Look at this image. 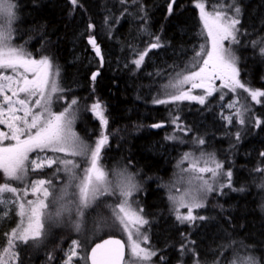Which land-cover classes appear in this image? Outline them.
Instances as JSON below:
<instances>
[{"label":"trees","instance_id":"16d2710c","mask_svg":"<svg viewBox=\"0 0 264 264\" xmlns=\"http://www.w3.org/2000/svg\"><path fill=\"white\" fill-rule=\"evenodd\" d=\"M207 2L214 0H77L75 5L72 0H14V43L31 58L49 59L57 88L51 107L74 112V130L87 146L86 156L102 134L108 136L99 166L107 175L126 170L134 178L155 260L160 264H239V254L251 257L254 264H264V96L257 104L245 107L247 126L235 127L234 135L226 137L216 98L203 105L155 103L175 93L166 86L176 77L183 78L200 64L197 51L205 39L196 5ZM220 4L229 10L239 8L233 48L239 79L251 91L264 92V0H222ZM89 37L96 39L100 56L88 43ZM156 37L163 46L149 51ZM145 52L137 69L133 61ZM97 72L93 81L92 74ZM74 99L77 103L72 105ZM97 102L105 110L108 123L104 127L91 113ZM177 117L182 125L177 134L179 144L183 141L180 137L191 140V147L203 139L200 148L207 152L220 141L222 147L212 152L223 172H231L227 188L210 195L198 212V217L205 219L193 224L178 220L169 202L170 183L179 171L174 153L167 156L155 150L162 131ZM155 124L163 126L152 130ZM52 156L60 159L58 154ZM86 158L80 161L83 169ZM58 172L56 162L29 171L26 181L45 179L54 184ZM3 185L16 186L6 182L0 170V187ZM116 199L98 196L97 207L108 214L104 211L108 204L113 219ZM94 211L90 222L96 216ZM1 215L0 210V258L19 226L14 208L5 218ZM90 225L93 231L97 226L101 231L89 244L84 235L86 228L80 233L60 228L46 243L41 238H17L11 245L12 261L7 264H62L74 240L79 254L84 255L103 238H121L114 228L102 230L103 223ZM78 256L73 264H81L82 256Z\"/></svg>","mask_w":264,"mask_h":264},{"label":"snow or ice","instance_id":"6c2138e0","mask_svg":"<svg viewBox=\"0 0 264 264\" xmlns=\"http://www.w3.org/2000/svg\"><path fill=\"white\" fill-rule=\"evenodd\" d=\"M77 0H72L75 5ZM197 7L201 12V19L204 21L205 27L208 29V34L212 38V50L207 53V59L203 60V67L199 71L193 72L191 75L183 76V79H177L174 84L168 85L176 90L175 93L169 94L167 99H157V104H168L174 101H196L199 104H205L206 96H212L215 89L212 86V81L219 79L222 81V87L228 88L229 91L235 92L237 89H243L245 92H249L252 99L255 101L258 97L264 96V92L251 91L245 84L239 79V68L237 67V57L230 50L223 46V41L229 40L232 43L237 42V25L240 23L238 19L239 8L235 11L237 16H229L227 13L218 11L215 14H211L205 11L204 4H197ZM16 4L13 0H0V19H7L6 26H0V68L12 69L15 76L12 75H0V95L3 96L4 104L7 105L8 118L4 119L5 110L0 108V124H6L10 136L4 133H0V140L12 139L15 144L11 147H0V168H3L4 172L11 177L18 180H23L25 175V169L29 162V153L36 151L41 152L48 149L52 152H64L70 155H84L87 151V146L76 136L72 131V123L74 119V112L66 109L64 112L54 115L48 108L51 102V93H45L44 87L46 84V78L48 76L49 69L51 67L48 58L41 60L32 59L23 50L13 48L9 46L8 41L11 38V23L16 19ZM172 11V5H169V12ZM89 29L93 28L92 24H89ZM88 43L92 46L97 56L101 55L99 46L96 43L94 37H89ZM160 38L156 37V42L149 45V51L152 49H158L162 47ZM147 52L140 54L138 59H135L133 63L136 68L141 67L142 62L145 59ZM199 55V54H198ZM19 69H23L24 72H20ZM36 70L40 71V76L37 79H29L24 73ZM99 73H93L91 79L96 80ZM199 79L200 83L194 81ZM207 81V83H205ZM192 82V88H203L205 95H192L190 91H184L182 86L186 83ZM57 88L53 84L51 91H56ZM10 92L11 95H6L5 92ZM39 94L41 99L35 101L36 106L44 108L47 113L46 118L42 121L41 114H34L32 107L29 105L28 99L25 97H32ZM24 94V96H21ZM223 99V97H221ZM72 105H75L77 101L72 100ZM235 105V101L229 104L228 107L232 108ZM23 112V116H19L16 113ZM92 112L100 120L101 126L107 125L108 121L104 116L102 106L100 103L92 105ZM31 116L29 122L28 117ZM244 112L237 109V117L241 124L244 123ZM179 118L174 119L173 123H176ZM231 122V117H225ZM22 125V126H21ZM261 121H256V126L259 127ZM152 127H162L161 124L152 125ZM178 128H182V125L177 124ZM32 129H36L35 133H32ZM187 132V129H184ZM22 137H26L23 138ZM239 138V134H237ZM108 143V136L103 135L97 142L95 150L91 153V167L87 170V174L80 186V202L82 204L91 203L96 200L97 196L103 192L104 194H114L112 192L113 183L115 187L119 188L120 195L125 197V200L120 204L119 211L123 213L122 222L127 220L130 224H146L147 221L137 215L135 212L128 208L127 197L137 190V184L133 177L128 174L126 170L118 171L114 173V179L109 180L106 172L99 166L102 147ZM200 144L204 143V140L199 141ZM264 155V153H262ZM62 163L65 165V170L70 172L68 165H73L71 160L57 161L54 158L39 157L31 160L30 163L33 169H41L45 166L51 167L53 163ZM213 163L215 167H197L193 166V170L203 172H211L215 177L217 175V169L222 166L219 162H216L214 157H209V161L206 163ZM231 177V172L228 173ZM49 182L45 179H37L31 186L33 194L40 193L42 198H38L36 201L29 202V208L25 209L24 205H21V214L28 216L27 227L24 228L19 234V239L28 240L30 237L35 239L42 235L44 228L43 218L45 210L48 204L45 202L49 197V188L45 185ZM189 187L183 193L177 197L172 196L170 199L178 207H187L188 214L186 216L177 215V219L181 221H192L197 219L193 215L194 208L203 207V200L207 193L212 192L213 186L204 180L201 176H190L187 181ZM10 191L15 192L16 189L8 188L7 186L0 187V192ZM59 215V212H57ZM200 220H204V216L198 217ZM127 227V225H126ZM15 235V234H14ZM73 250L71 255H75V248L77 241H73ZM111 246V247H109ZM11 248V242H10ZM134 250L143 252L144 258L147 259L154 255L153 252H146L143 249H139L138 245H133ZM122 246L119 240H105L102 244H97L92 249V264H120L122 258L121 252ZM9 257L14 253L9 251ZM239 264H254L251 257L239 255L237 256ZM71 256L69 257V261ZM0 264H3V258H0ZM235 264V262H234Z\"/></svg>","mask_w":264,"mask_h":264},{"label":"rangeland","instance_id":"374dc122","mask_svg":"<svg viewBox=\"0 0 264 264\" xmlns=\"http://www.w3.org/2000/svg\"><path fill=\"white\" fill-rule=\"evenodd\" d=\"M217 0H214V2H207V3H199V4H204L205 5V11L211 14H215L218 11H222L227 13L229 16H237V13L235 11V8L232 9H227L225 8L222 4H220V2H222V0H218V2H216ZM14 2V0H13ZM227 5V4H225ZM197 7V5H196ZM197 11H198V16L201 22V27H202V33L205 39V42L202 44V46L198 49L197 54L201 55V62L198 65V67L190 72L188 75H191L193 72H197L200 70L201 67H203V60L207 59V53L210 52L212 50V38L209 36L208 34V29L205 27L204 21L201 19V12L200 9L197 7ZM238 19L240 20V15L238 14ZM14 22V21H13ZM11 23V38L8 41L9 46L16 48V49H20L19 47H17L14 43V36H13V27ZM7 19H0V26H6L7 25ZM238 26V25H237ZM236 45L235 43H232L229 40H225L223 41V46L226 49H230L233 53H234V46ZM22 50V49H20ZM196 52V51H195ZM96 53V52H95ZM30 57V56H29ZM34 59V58H32ZM35 60H41V59H35ZM20 72H24L23 69H19ZM30 80L31 79H37L40 76V71L36 70L35 73L33 71H29L27 73H24ZM0 75H12L15 76V73L13 72L12 69H2L0 68ZM183 79V78H181ZM177 80V77L175 79V82ZM174 82V83H175ZM195 83H200V80L197 79L194 81ZM172 83V84H174ZM205 83H207V81H205ZM54 81H53V75L51 74V69H49L48 72V76L46 78V84L44 87V91L45 93H51V102L48 105L49 110L51 111L52 114L54 115H58L62 112H64L66 109H62L61 111H57L52 109L51 105H52V99H53V95L55 94L56 91H51L52 87H53ZM55 85V84H54ZM222 85V81L219 79H215L212 81V86L215 89V91L213 92L212 96H206L205 90L203 88H192V82L186 83L182 86L184 91H190L192 95H205L206 96V100L205 102L212 98H216V102H217V108H221V111L219 113V118L221 120V122L223 123V129H225L224 131L222 130V132H224V135L226 137V135H234L233 131L235 129V127H242V129L244 127L247 126V124L249 123V121H247V116L245 115V107L248 105V103H258L260 97L257 98V100H253L251 95L249 94V92H245L243 89H237L235 92L229 91L228 88H224L221 86ZM56 87V86H55ZM173 89V88H172ZM174 92H176L175 89H173ZM6 95H11L10 92H5ZM173 94V93H172ZM21 96H24V94H21ZM221 97H223V99H221ZM26 99H28L29 101V105L32 107V111L34 114L39 113L41 114V120L43 121L46 116L47 113L44 111L43 107L40 106H36L35 105V101L37 99H41L40 95L37 93L36 95L32 96V97H25ZM169 97H166L164 99H167ZM235 101V105L232 108H229L228 105L232 104ZM180 103H189V104H199L196 101H189V100H182V101H174V102H170L168 104H180ZM201 105V104H200ZM0 108H3L5 110V115H4V119L8 118V113L6 111L7 109V105L4 104V100H3V96L0 95ZM69 109V108H67ZM237 109H240L244 112V123L241 124L239 122V118L237 117ZM70 110V109H69ZM104 116H105V110L102 107ZM57 111V112H56ZM71 111V110H70ZM91 113L93 114V117L96 118L97 120H99L97 118L96 115H94V113L91 111ZM19 116H23V112H18L16 113ZM225 117H231V122H229L227 119H225ZM29 122L31 121V116L28 117ZM74 121H75V115H74V119H73V123H72V131L75 132L74 130ZM100 122V120H99ZM220 122V123H221ZM101 124V123H100ZM178 122L176 123H171L170 127L168 129H165L162 131L161 133V141L159 143H157V145H155V150L158 151L161 155H175L176 160L178 161V165H179V171L177 173V177L176 179H173V181L170 183V187L168 190V197H169V202L172 205V208L175 212V215L177 217V215L180 216H186L188 214V208L187 207H178L177 204L173 203V201L170 199V197L172 196H177L179 197L183 191H185L186 189H188L189 185L187 183L188 178L190 176H201L204 180H207L208 183H210L213 186V191L207 193L206 197L203 200V205L205 206L206 203V199L208 197H210V195L217 193L220 194L222 193V191L227 188V184L229 182V176H228V172H223V167H221L220 169H217V175L214 177L212 175L211 172H199V171H195L193 170V166L196 165L197 167H215V164L213 163H206L207 161H209V157H214L216 162L218 161V157L217 155H215V153H213L212 151H214L213 149H220L222 147V143L220 141H218L217 143H213L212 147L210 150H208L207 152H204L203 150H201L200 146H202L199 142H197L196 144L193 143L192 147L190 145V141H185V138L180 137L183 141L181 142V144H179L178 140L179 137L177 136L178 134V127H177ZM22 126V125H21ZM32 133H35L36 129H32L31 130ZM217 131V130H216ZM0 133H4L10 136V131L7 127L6 124H0ZM76 134V133H75ZM226 134V135H225ZM232 135V136H233ZM77 136V135H76ZM26 138V137H22ZM15 144V141L12 139H4V140H0V147H11ZM96 147V146H95ZM184 147H187V150H184ZM103 148V147H102ZM95 150V149H94ZM92 150V151H94ZM87 152V151H86ZM91 153L90 152L88 154V156H86V154L84 155H70L64 152H52L48 149H45L44 151H40V150H36L33 152H30L29 155V162L27 163L26 169H25V175H24V179L23 180H18L15 179L14 177L8 176L3 168H0V170L3 173L4 179L6 180V182H10L12 181L16 186H11V185H3L7 186L8 188H14L16 189L15 192H10V191H4V192H0V210L2 212L1 217L3 216V218H5L8 213L10 212L11 208H14L16 210V214L19 216V226L18 228L12 232L11 234V245L14 241L17 240V238H19V234L21 233V231L27 227L28 224V216L27 214L22 215L21 214V205H24L25 209L29 208V202L30 201H36L38 198H42V195L40 193H36L33 194L32 190H31V186L32 184L37 180L35 179L34 181H26L27 178V174L29 171L34 172L37 171L38 169H33L30 161L37 159L38 156L39 157H48V158H52V154H58L60 156V159H58L57 161H66V160H71L73 162V165H75V167H73L72 165H68V168H70V172L65 170V165L62 163L57 162V167H58V179L57 182H55L54 184L52 183H48L45 186L49 188V197L47 198V200L45 201L48 206L45 210V215L43 218V222H44V228L42 230V235L38 238H41V240L43 241V243H46L47 241L50 240V238L52 237L53 232L57 231L58 229H67V227H57V228H53L54 225H56L58 223V220L56 218V214L57 212H62L63 209L68 206L73 204L75 201L79 200L80 201V186L87 174V170L91 167ZM85 157V167L84 169L81 167L80 165V161L83 160ZM173 157V156H172ZM100 162V160H99ZM98 162V164H99ZM220 163V162H219ZM54 164V163H53ZM221 164V163H220ZM177 165V166H178ZM222 166V164H221ZM78 170L81 171V174H78ZM118 172V171H116ZM110 173L107 175L109 180H113L114 179V173ZM17 190H20L21 193H18ZM114 194H104L101 197H107V198H117L116 202L117 205L114 207V217L113 219H111L112 217H110L111 212L108 211L109 209V205H105L104 207V211L107 210L108 214H104V216H100L99 214H97V217L95 219L94 224L98 225L100 223H103L101 228L102 230H107L109 227L110 229L114 228L118 233H120L121 238L124 240L126 247H127V257H126V261L125 264H160V260H155L156 259V251L153 249V247L150 244L149 241V237L148 234L146 233V224L140 225V224H130L127 220H124L122 222V217H123V213H120L119 211V206L120 204L125 200V197L121 196L119 193H115ZM137 193H138V188L135 192H133L129 197H127V201H128V208L135 212L137 215H139L141 218V214H140V210H139V198L137 197ZM98 197V196H97ZM100 197V196H99ZM138 200V201H137ZM203 207L200 208H194L193 209V215L197 217V219L192 220V221H181L184 223H188V224H193L196 221H199L198 218V212L200 210H202ZM90 213V214H89ZM87 213L85 215V220H84V227L80 230V231H74L70 228H68L70 231L74 232V233H80L83 231V229L86 228L84 235L86 236V239L88 241H86V244L90 243V241L95 238L96 235L100 234V229H98L99 227L97 226L96 229L93 231V228L91 227V211ZM94 214L96 215L95 211ZM127 225V227H126ZM66 226V224H65ZM92 228V229H91ZM65 229V230H66ZM15 234V235H14ZM37 239V238H35ZM33 238H29L27 241L29 240H35ZM133 245H138L139 249H143L146 252H153L155 253L154 255L150 256L149 258L145 259L143 252L139 251V250H134ZM12 250V248L9 247L6 249L4 255L1 257L3 258V264H7L8 261H12V256L9 257V251ZM73 250V243L71 242L68 250L65 251L64 253V262L62 264H73L74 260L76 259V257L79 254V249L75 248V255H71ZM86 254L87 251L85 252L84 255L79 254V258L82 256V260H81V264H87V259H86ZM71 256V260L69 261V257Z\"/></svg>","mask_w":264,"mask_h":264},{"label":"clouds","instance_id":"9594fccd","mask_svg":"<svg viewBox=\"0 0 264 264\" xmlns=\"http://www.w3.org/2000/svg\"><path fill=\"white\" fill-rule=\"evenodd\" d=\"M134 179V178H133ZM135 181V180H134ZM112 192L119 193V188L115 187V182L113 183ZM111 194V193H109ZM104 193L101 192L99 196H103ZM95 210L96 216L93 217L95 221L97 214L104 216L102 207H97V201L93 200L91 203L82 204L79 200L75 201L73 204L66 206L59 215L56 214L58 223L53 226L57 227H66L74 231H80L84 227L85 215L90 211Z\"/></svg>","mask_w":264,"mask_h":264},{"label":"water","instance_id":"95a60500","mask_svg":"<svg viewBox=\"0 0 264 264\" xmlns=\"http://www.w3.org/2000/svg\"><path fill=\"white\" fill-rule=\"evenodd\" d=\"M161 128V127H159ZM156 129L155 127H152V130ZM105 240H119L122 246L121 252H122V258L120 261V264H125L126 261V257H127V247L125 242L119 238V237H114V236H109L106 238L101 239L98 242H95L87 251V255H86V259H87V264H92V249L97 245V244H102ZM111 247V246H109Z\"/></svg>","mask_w":264,"mask_h":264},{"label":"bare ground","instance_id":"6f19581e","mask_svg":"<svg viewBox=\"0 0 264 264\" xmlns=\"http://www.w3.org/2000/svg\"><path fill=\"white\" fill-rule=\"evenodd\" d=\"M163 126V125H162ZM232 252V251H231ZM233 254V253H232ZM196 257H197V255H196ZM181 262H182V260H181Z\"/></svg>","mask_w":264,"mask_h":264}]
</instances>
